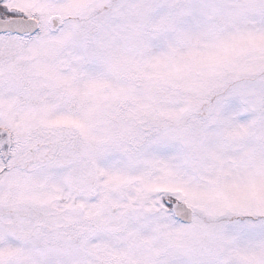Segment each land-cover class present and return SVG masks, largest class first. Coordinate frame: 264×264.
<instances>
[{
	"label": "snow or ice",
	"instance_id": "6c2138e0",
	"mask_svg": "<svg viewBox=\"0 0 264 264\" xmlns=\"http://www.w3.org/2000/svg\"><path fill=\"white\" fill-rule=\"evenodd\" d=\"M0 264H264V0H0Z\"/></svg>",
	"mask_w": 264,
	"mask_h": 264
}]
</instances>
